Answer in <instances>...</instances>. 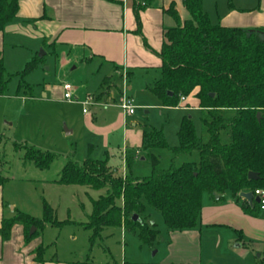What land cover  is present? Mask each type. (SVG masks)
I'll use <instances>...</instances> for the list:
<instances>
[{"label":"trees","instance_id":"16d2710c","mask_svg":"<svg viewBox=\"0 0 264 264\" xmlns=\"http://www.w3.org/2000/svg\"><path fill=\"white\" fill-rule=\"evenodd\" d=\"M132 1L138 17L142 10L164 0H145V6H141L142 0ZM19 2L0 0V33L17 19ZM183 4L189 14V20L183 23L174 4L167 11L178 26L164 31V43L157 54L162 61L161 75L151 91L165 108H177L180 102L194 98L201 112L203 136H198L191 119L181 125L178 148H170L162 132L144 131L145 149L151 141L152 163L151 174L144 178L116 176L106 161L88 159L78 165L70 159L56 184L107 192L92 202L93 213L84 224V229L92 233V242L104 230L121 227L142 245L152 247L161 240V233L156 224L145 222L144 216H150V211L162 215L168 232L189 231L200 226L204 195L223 198L231 193L242 203L241 193L264 191V29L214 25L204 11L203 0H183ZM40 63L34 59L18 74L19 89H27V97H32V88L24 79ZM11 79L0 54V97L5 96ZM114 91L120 94L122 90L114 85ZM3 142L0 137V146ZM14 149L25 153L24 167L33 165L47 171L57 160L55 155L28 145L15 144ZM165 151L172 158L169 168L162 169L161 157L153 152ZM134 157L129 151L125 154L129 168ZM178 159H184L180 166ZM251 173L259 180L250 181ZM6 183V179H0L1 188ZM251 213L256 215V209ZM43 216L39 220L17 211L14 219L3 221L2 240H10L16 225L24 228L28 243L39 236L45 224L57 228L63 225L45 201ZM46 251L43 247L36 251L38 262H44ZM255 264H264V253Z\"/></svg>","mask_w":264,"mask_h":264},{"label":"rangeland","instance_id":"374dc122","mask_svg":"<svg viewBox=\"0 0 264 264\" xmlns=\"http://www.w3.org/2000/svg\"><path fill=\"white\" fill-rule=\"evenodd\" d=\"M243 2L203 0V6L211 22L219 25L233 19L231 6L236 10L254 8ZM145 4V0H142L141 6ZM28 36L5 34L0 38V54L7 74L12 77L5 96L0 97V137L4 139L0 146V179L7 180L3 188L10 212L15 209L42 220L44 201L53 209L56 220L63 225L57 228L45 224L40 231L44 248H49L48 256L57 254L63 260L71 259L85 264H123L125 258L129 262L135 254L138 258L144 257L143 250L148 251L147 258H152L162 238L151 249L150 246L143 247L132 233L115 227L104 230L101 237L92 242V233L84 229V224L93 213L92 202L106 196L107 192L79 186H60L56 181L70 159L78 165H83L88 159L106 161L119 177L128 174L134 178L149 176L152 171L149 157L151 141L146 143L147 149H135V139L131 138V134L127 137V132L138 134L155 129L163 133L170 148H178L181 125L185 119H191L198 136L202 137L201 112L195 99L180 102L177 108H165L150 90L157 71L151 70L148 74V71H134L133 78L127 84L131 91H127V94L137 107L136 116L125 117L119 108L118 95L115 103L111 104V98L116 93L111 81L102 89L100 98L112 106L97 105L96 102L100 104V101L85 106L88 97L95 99L97 96L104 71L99 72L97 64L87 65L76 61L65 48L54 49L45 46L44 40H34ZM34 59L41 60V63L24 79L32 88L30 98L25 95L29 93L27 89H19L21 80L18 74L23 73L27 64ZM64 85L73 88V101L70 103L63 98ZM116 122H122L123 127L110 135L101 131ZM133 124L139 127L133 128ZM66 131L72 134L67 135ZM15 144L53 154L57 160L47 171L33 165L24 167L25 153L15 151ZM127 148H134L133 151L129 150L135 156L130 168L125 158ZM153 153L161 157L162 169L169 168L172 158L169 152ZM183 162L184 159H178L177 166ZM149 213L151 218L145 215V222L156 224L164 237L167 228L162 215ZM258 256L255 255V262Z\"/></svg>","mask_w":264,"mask_h":264},{"label":"crops","instance_id":"0c3cea01","mask_svg":"<svg viewBox=\"0 0 264 264\" xmlns=\"http://www.w3.org/2000/svg\"><path fill=\"white\" fill-rule=\"evenodd\" d=\"M115 1L20 0L17 19L0 33V38L5 34L29 35L34 40H44L45 46L69 50L76 61L97 64L98 71H104V79L95 99L100 101L97 105L108 108L112 105L105 103L103 98L98 100L106 82H113L122 91L124 88L131 91L127 84L134 71H148V74L154 70L157 71L154 82L160 78L162 61L157 54L164 43V31L178 26L176 19L167 13L170 6H176L182 23L183 19H189L183 0L156 3L142 10L138 17L132 0ZM243 3L254 8L236 10L231 6L233 19L221 25L243 30L264 29V0H244ZM121 93L112 96L111 104ZM122 127V122H116L101 131L110 135ZM132 127L137 129L139 126L133 124ZM129 134L135 139V149H143L144 131L127 132V137ZM129 150L134 148H127L126 152ZM241 200L244 203L237 202L231 193L223 198L204 195L198 228L183 232L167 230L164 237L161 234L163 240L152 258L146 257L148 251L141 250L144 257L138 258L135 254L129 262L125 258L123 264H255V255L261 257L264 253V210L260 203L249 205ZM9 205L4 188L0 187V232L3 221L16 216L17 211L13 209L11 213ZM253 209H256V215L251 213ZM42 247L44 239L38 236L28 243L24 228L16 225L9 241L4 242L0 234V264H85L63 260L57 254L48 256L49 248H45L44 262H38L36 251Z\"/></svg>","mask_w":264,"mask_h":264},{"label":"built area","instance_id":"2783aa9c","mask_svg":"<svg viewBox=\"0 0 264 264\" xmlns=\"http://www.w3.org/2000/svg\"><path fill=\"white\" fill-rule=\"evenodd\" d=\"M64 90V99L66 102H72L73 101V88L70 85H64L63 87ZM95 101L96 99H91V98H87L85 101V106H90V104ZM97 104V102H96ZM119 108L121 109V111L129 116V117H134L137 113V107L134 104L133 99H131L128 94H127V89L124 88V90L121 93L120 96V102H119ZM85 114H87V111H84ZM254 196L258 199H260V205H261V209L264 210V191L263 190H257L254 193Z\"/></svg>","mask_w":264,"mask_h":264},{"label":"water","instance_id":"95a60500","mask_svg":"<svg viewBox=\"0 0 264 264\" xmlns=\"http://www.w3.org/2000/svg\"><path fill=\"white\" fill-rule=\"evenodd\" d=\"M170 96H172V95L170 94ZM258 120L260 121V115H258ZM66 132H67V135H70L71 134L68 131H66ZM249 180L250 181H258L259 180V177L256 174L251 173V174H249ZM239 198L240 199H243L244 201H246L249 205H252L253 203H260V199L256 198L254 196V193L253 192L241 193L239 195ZM134 220L135 221H138L139 218L138 217H135ZM35 231H36V229L33 228L32 233H34ZM258 258H260V255L258 256Z\"/></svg>","mask_w":264,"mask_h":264}]
</instances>
